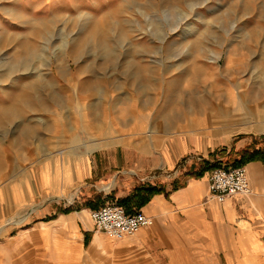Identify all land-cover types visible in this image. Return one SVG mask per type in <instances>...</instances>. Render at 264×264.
<instances>
[{
	"label": "rangeland",
	"instance_id": "rangeland-1",
	"mask_svg": "<svg viewBox=\"0 0 264 264\" xmlns=\"http://www.w3.org/2000/svg\"><path fill=\"white\" fill-rule=\"evenodd\" d=\"M261 117L264 0H0V197L18 210L0 219V264H73L74 213L58 217H72L65 226L74 230L71 238L57 226L49 229L59 261L44 251L34 227L65 209L87 216L77 217L80 239L90 238L82 253L94 257L86 264H121L104 256L101 244L113 241L95 238L105 232L84 203L103 175L117 183L138 178L127 168L113 172L97 164L103 151L86 153L92 143L115 139L151 156L187 137L227 144L229 150L209 149L211 170L256 150L235 151L241 136L264 144L262 133L227 134ZM198 157L188 150L172 171L161 167L138 177L169 189L191 175L192 162L204 166ZM82 167L88 175L75 183ZM102 199L100 206L111 195Z\"/></svg>",
	"mask_w": 264,
	"mask_h": 264
},
{
	"label": "crops",
	"instance_id": "crops-1",
	"mask_svg": "<svg viewBox=\"0 0 264 264\" xmlns=\"http://www.w3.org/2000/svg\"><path fill=\"white\" fill-rule=\"evenodd\" d=\"M247 126L241 121L235 126L233 125L227 134L247 132L264 134L262 123L252 125L251 128H249V125ZM253 139L255 138L241 136L240 139L233 142L235 151L249 148L252 145L257 151L263 152L264 144L258 142L254 144ZM219 146V141L217 143L212 139L193 140L191 137H187L177 139L174 142L175 149L171 148L170 143L159 146L157 156H151L135 148L121 145L115 139L105 146L93 149L92 151H103L102 154L95 156L97 164L101 165L102 163L108 170L115 169L113 172L127 168L131 170L130 173L138 178V181L117 183L112 179L113 176L105 174L106 176L103 175L96 179L99 186H95L96 190L93 191L92 197L97 194L102 196L111 195V200L105 201V203L118 204V200L129 196L132 189L139 184H158L143 182L142 178L138 177V173L151 169L161 170V167L172 171L179 156L186 154L188 150L199 152L197 160L204 165L197 168V163L191 160L190 171L193 174L187 175L182 183L174 180L169 189L165 182L159 183L165 187V191L154 194L144 206L137 210L153 219L152 226L143 228L134 235L125 236L119 240L107 238L105 233H99L98 231L95 238L99 240L106 237V239L113 241L109 246L108 244H101L104 256L114 258L121 264H257V261L264 255V155L261 159L250 161L244 165L247 170L251 193L246 196L236 195L226 198L223 202H218L215 198L209 197L207 180L212 169L209 170L205 165L209 164L208 154L211 147H215L217 151L229 150L227 144H223L221 148H218ZM171 149L174 150V154L171 153ZM211 152H214V150H211ZM219 159L221 158H217V160ZM82 169L84 170L83 176L75 183L80 182L88 175L87 170L83 167ZM91 172H89V175ZM178 174L179 172H176V178ZM35 178L37 179V176ZM28 180L33 194L32 200H34V187L31 180ZM21 184L22 182L11 184L6 192L9 191L11 186ZM36 188L39 194L45 196L38 188L37 182ZM2 199L4 200V197H0V219L11 211L13 213L18 211L13 209L14 202L8 198L1 205ZM72 213L77 217L79 216L80 220L86 221L85 211L80 213L59 212L57 217L39 221L34 226L41 238L44 251L47 253L49 251L54 252L56 258L55 246L58 245L53 243L48 234L49 229L57 226L65 232L67 231L71 238L74 230L65 228V226L71 224L72 217L63 216ZM60 214L63 216L58 219ZM77 217L74 220L76 225L75 234L77 235L76 239L79 238L81 241H73V244H68V247H72L77 252L73 264L91 263L94 258L93 255L82 253L90 238L85 236L80 239V235L83 233L79 228ZM91 243V245H96L93 240ZM253 246L257 250L251 253ZM57 260L59 261L58 258Z\"/></svg>",
	"mask_w": 264,
	"mask_h": 264
},
{
	"label": "built area",
	"instance_id": "built-area-1",
	"mask_svg": "<svg viewBox=\"0 0 264 264\" xmlns=\"http://www.w3.org/2000/svg\"><path fill=\"white\" fill-rule=\"evenodd\" d=\"M208 194L218 202L236 195L246 196L251 193L247 170L245 166L218 167L208 174ZM93 224L113 239L132 236L139 230L152 226L153 219L137 211L127 213L116 203H105L90 211Z\"/></svg>",
	"mask_w": 264,
	"mask_h": 264
},
{
	"label": "trees",
	"instance_id": "trees-1",
	"mask_svg": "<svg viewBox=\"0 0 264 264\" xmlns=\"http://www.w3.org/2000/svg\"><path fill=\"white\" fill-rule=\"evenodd\" d=\"M264 155V151H252L244 150L240 153L239 159H237L233 166L226 167H239L244 166L250 161L261 159ZM220 166V164H218ZM201 175V174H200ZM165 191V187L161 184H139L132 189V193L124 199H120L117 203L122 206L127 213H134L142 206H144L149 199L157 193ZM103 199L101 194L94 195L89 198L84 205L86 207H91L92 210L99 208L100 204H103ZM71 210L65 209L63 213H69Z\"/></svg>",
	"mask_w": 264,
	"mask_h": 264
},
{
	"label": "bare ground",
	"instance_id": "bare-ground-1",
	"mask_svg": "<svg viewBox=\"0 0 264 264\" xmlns=\"http://www.w3.org/2000/svg\"><path fill=\"white\" fill-rule=\"evenodd\" d=\"M250 119L252 120V118H250ZM261 123L264 125V119L262 117H261V120H258V124H261ZM100 147H101V145L99 143H97V141H96V142L92 143V145H90V147H87L85 149H86V152H90L93 149L100 148ZM107 236L110 237L109 235H107Z\"/></svg>",
	"mask_w": 264,
	"mask_h": 264
}]
</instances>
